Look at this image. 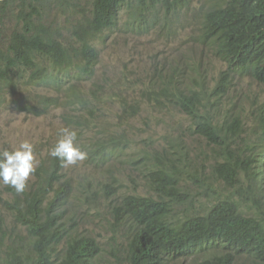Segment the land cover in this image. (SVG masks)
Returning a JSON list of instances; mask_svg holds the SVG:
<instances>
[{
	"label": "trees",
	"instance_id": "obj_1",
	"mask_svg": "<svg viewBox=\"0 0 264 264\" xmlns=\"http://www.w3.org/2000/svg\"><path fill=\"white\" fill-rule=\"evenodd\" d=\"M195 1L0 0V97L37 115L66 107L81 148L104 101L102 87L80 88L96 77L102 35L121 22L140 36L171 29ZM196 8L191 39L226 68L202 72L187 55L158 63L137 99L118 95L124 128L81 148L94 170L120 164L137 175L140 189L121 190L128 185L121 176L77 180L49 155L23 193L6 186L11 200L2 208L13 226L0 214V264H264V98L236 89L249 78L264 95V0H203ZM163 13L170 15L164 21ZM29 89L55 94L22 95ZM143 106L186 120L165 147L144 140L130 153L125 125ZM190 135L209 149L190 143ZM102 199L113 220L106 243L80 227Z\"/></svg>",
	"mask_w": 264,
	"mask_h": 264
},
{
	"label": "rangeland",
	"instance_id": "obj_2",
	"mask_svg": "<svg viewBox=\"0 0 264 264\" xmlns=\"http://www.w3.org/2000/svg\"><path fill=\"white\" fill-rule=\"evenodd\" d=\"M203 0L195 1L189 10V17L180 23H175L169 27L152 29L154 32L149 35L140 36L138 34L127 33L123 28L124 22L118 29L107 31L102 35L98 43L100 52V62L96 69V77L92 82L84 83L81 89H90L96 86L102 87L104 101L99 105L96 121L91 125V129L83 130L81 134V148L86 149L85 142L91 138L101 137L103 133L121 131L123 126L119 124V110L121 108L118 95L125 96L129 100L137 99L140 96V89L148 88L151 84L149 77L155 70L157 64L162 66L180 55L194 57V63L200 66L202 72L219 73L225 69L223 62L208 53L207 49L194 42L191 37L194 33V20L197 18V4ZM1 5L5 3L1 2ZM170 15L163 13L161 20L164 21ZM8 21V20H7ZM6 21V23H7ZM171 30V31H170ZM157 32V34H155ZM167 59V61H165ZM160 61V62H159ZM115 89V91H113ZM236 89L250 98L262 99L264 95L259 83L246 78L241 80ZM34 90V89H33ZM22 91V95L41 93L47 95L55 94L52 89H41V91ZM28 96H20V101L26 100ZM63 97V96H62ZM5 102L0 104V150H13L19 144L28 140L34 145L37 168L45 158L47 160L50 150L55 146L60 138V130L68 128L77 130L78 127L70 126V111L65 107L51 109L44 115H37L28 112L23 105L15 106L14 99L10 95L0 97ZM186 120L177 111H156L143 106L141 114L131 120L126 129L130 133L131 148L130 153H134L143 147V141L153 140L154 147L163 148L166 146L167 137H176L178 133V121ZM191 122L187 123L190 126ZM251 125H248V128ZM189 142H195L202 150H208L209 146L205 140L189 136ZM85 141V142H84ZM66 172L77 180L80 178L97 179L106 182L112 180L114 176H121L128 185L121 190L140 189V179L128 169H123L119 164V170H106L99 172L83 161L77 166L65 169ZM36 172V171H35ZM134 181H133V180ZM36 180L35 173L28 181V185ZM34 186H31V188ZM2 200H11V194L6 191V186L0 184V214H3L9 227L12 221L9 213L2 208ZM112 217L107 203L104 199L89 208L87 216L80 223L81 230L91 234L101 243H106L111 233ZM117 242V241H116ZM109 249V248H108ZM114 253V250H113ZM107 258H114V254L107 253Z\"/></svg>",
	"mask_w": 264,
	"mask_h": 264
},
{
	"label": "clouds",
	"instance_id": "obj_3",
	"mask_svg": "<svg viewBox=\"0 0 264 264\" xmlns=\"http://www.w3.org/2000/svg\"><path fill=\"white\" fill-rule=\"evenodd\" d=\"M49 155L58 158L64 168L77 166L87 159V153L77 143V132L68 128L60 130V138ZM37 164L34 145L28 140L13 150H0V184L13 188L18 194L23 193Z\"/></svg>",
	"mask_w": 264,
	"mask_h": 264
}]
</instances>
